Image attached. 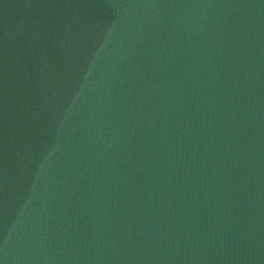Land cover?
I'll use <instances>...</instances> for the list:
<instances>
[{"label":"water","instance_id":"obj_1","mask_svg":"<svg viewBox=\"0 0 264 264\" xmlns=\"http://www.w3.org/2000/svg\"><path fill=\"white\" fill-rule=\"evenodd\" d=\"M0 264H264V0H0Z\"/></svg>","mask_w":264,"mask_h":264}]
</instances>
